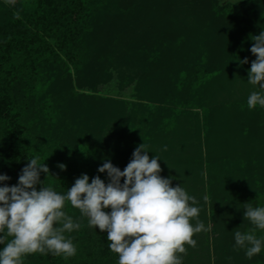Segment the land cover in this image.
<instances>
[{
    "label": "trees",
    "instance_id": "1",
    "mask_svg": "<svg viewBox=\"0 0 264 264\" xmlns=\"http://www.w3.org/2000/svg\"><path fill=\"white\" fill-rule=\"evenodd\" d=\"M176 2V9L184 15L172 18L171 29L158 30L147 45L138 46L137 60L130 51L125 54L129 42L127 47H121L119 34L113 33L106 41L97 36L105 28L99 23L104 0H16L11 4L0 0V173L11 177L0 182V186L16 184L21 169L37 157L39 163L49 167L48 174L41 173L46 186L57 190L64 183L66 171L73 164L63 157L58 162L54 155L58 150L51 141L53 125L49 122L54 114L46 116L44 105L51 102L48 95L71 91L69 85L56 90L55 82H65L71 66L79 71L91 65L90 52L94 43H100L103 45L97 54L106 63H116L118 67L124 63L134 65L137 68L134 75L140 74L143 79L151 76L148 85L156 84L158 103L141 116L143 133L137 137L135 132L133 140L122 142V148L119 146L116 154L112 153L120 160L117 167L123 170L141 143L146 144L150 138L175 136L185 122L198 121L199 109L203 107L202 133L207 155H193L196 171L189 177L199 192L198 197L194 195L199 202L196 206L201 209L199 219L208 214L212 220L228 216L231 224L238 221L236 226L243 228L237 230L226 223L225 237L232 238L240 231L264 238V230L256 228L243 215L246 205L264 207V161H257L250 151L251 141L255 138L260 141V132L264 131L261 107L257 105L250 110L248 98L232 94L233 85L221 90V101L210 99L207 104L202 101L205 88L214 83L218 86L229 69H233L238 54H247L254 43L252 36L264 31V0ZM239 148L243 150L238 155ZM71 151L77 152L75 146ZM61 163L66 169L54 176L60 180L55 185L53 175ZM217 189L225 192V196L230 195L233 204L230 212L214 206L219 202ZM202 192H206L210 201L208 214L203 209ZM235 252L237 261L228 256L222 260L224 264H264V248L251 259L244 249L236 248L231 255ZM33 255L41 264L118 262V254L109 247L93 250L88 258L72 262L63 255Z\"/></svg>",
    "mask_w": 264,
    "mask_h": 264
},
{
    "label": "rangeland",
    "instance_id": "2",
    "mask_svg": "<svg viewBox=\"0 0 264 264\" xmlns=\"http://www.w3.org/2000/svg\"><path fill=\"white\" fill-rule=\"evenodd\" d=\"M1 1L4 4H11L8 0ZM219 1L234 3L238 0ZM176 6V0H104L99 23L105 28L98 32L97 36L106 41L113 37L111 36L113 33L119 34L117 38L120 40L119 43L121 42V47L129 42L125 54L130 51L133 57L137 59L138 46L147 45L149 43L147 41L152 35L158 34V30L171 29L172 18H181L184 15L176 9ZM102 45L94 43V48L90 52L91 65L79 71H75L71 66L67 71L66 81L62 83L55 82L57 84L56 90L69 85L67 88L70 87L71 91L67 89L63 94L48 95V101L51 102L44 105L45 110L43 112L46 116L49 113V117L54 114L51 116L53 117L52 120L49 121L53 125V128L50 129L53 136L51 141L59 152L54 155L58 162L63 157V159H67L68 162L73 164L67 169L64 183L61 185H58L60 180L54 177L60 173L61 169L59 167L55 169L53 177L55 178V185H58L56 191L62 194L67 193L68 188L74 184L81 174H87L90 177L89 182H91L92 177L99 175L107 183L106 172H98V167L105 161H111L115 166L119 165L120 160L118 161L116 155L113 156L112 153L116 154L119 146L122 148V142L129 139L130 141L133 140L135 132L137 137L141 134L140 132L143 130L140 122L141 116L147 112V109L154 108L158 103L156 102V84L149 86L147 82L151 76L149 77L147 74L148 77L143 79L140 74L134 75L136 67L127 65L128 63H124L119 67L116 63H106L97 54ZM94 54L97 55L96 58H94ZM245 57L248 58V63L241 65L239 61ZM254 59L255 56L250 49L247 54L240 52L234 62L236 67L232 65L233 69H229L227 76L218 83V86L215 83L208 85L207 88L211 87V89H208V91L205 88L202 101L206 104L210 99L211 101H221V90L232 85V94L236 96L240 94L243 98H248L253 91H261L258 86L253 87L249 84L247 79L248 69ZM177 104V107L180 106L178 102ZM203 111V107L200 108L198 121L191 119L190 123L185 122L175 136L171 135L170 137L168 135L169 137H166V139L150 138L146 143L150 159L154 155L160 157L158 163L163 169L161 175L166 178H174L173 187L179 184L188 195H195L196 197L199 196V192L195 190V184H192L189 177L193 176L196 171L193 155L196 153H202V156L203 153L207 155L206 140L202 133ZM261 111L264 115V107H261ZM111 112L114 113V116ZM128 131L131 133H127ZM260 135L263 141L262 144L261 140H257L258 138L253 139L250 151L253 152L254 156H257V161H264V131L260 132ZM74 146L77 152L71 151ZM50 147L53 146L50 144ZM242 150L243 148H239L236 153L239 155ZM187 159H189V162ZM205 180L206 177L203 181ZM216 192H218L219 202H215L214 206L220 211L227 210L230 212L229 210L233 206L230 195L225 196V192L223 193L218 189ZM202 196L203 209L208 214L211 208L210 201L206 192H202ZM205 197H207L206 200ZM64 210L75 221L81 223L79 230L64 234L72 239L77 248L76 254L68 258L71 262L84 257L88 258V254L93 250L99 251V249L108 248L109 241L107 240L106 231L101 232L98 227H89L87 218L82 217L80 211L75 209L68 201L65 202ZM106 211H110V209ZM227 214L230 215V213ZM206 216L200 221L209 230L194 234L193 239L197 241V246L192 248L185 244L187 255L184 256L182 253L176 255L178 257L183 256L185 264H224L225 262L222 260H225L228 256L231 257V261H237L236 252L234 256L231 255V252L237 248L235 247L234 236L232 238L225 237L224 234L227 229L225 226L226 223H229L232 228L237 230H242L241 227L243 228V226H236L238 221L231 224L232 219L228 216L222 219L216 217L213 220L209 217V214ZM190 223L195 226V219H190ZM10 240L11 237H9ZM3 247L4 245H0V249ZM85 247L89 249L88 253V249H83ZM35 258L36 256L33 253L25 254L21 257V264H41ZM112 264H116V262Z\"/></svg>",
    "mask_w": 264,
    "mask_h": 264
},
{
    "label": "clouds",
    "instance_id": "3",
    "mask_svg": "<svg viewBox=\"0 0 264 264\" xmlns=\"http://www.w3.org/2000/svg\"><path fill=\"white\" fill-rule=\"evenodd\" d=\"M252 40L250 51L255 59L247 79L261 91L248 96L250 110L264 107V31ZM239 63H248V58ZM148 151L145 143L137 146L123 170L105 161L98 172H106L107 183L99 175L89 182L90 177L81 174L66 194L46 186L41 173L48 174L49 167L39 163L38 157L30 159L16 184L0 186V245H4L0 264H21V257L29 253L63 255L64 259L74 256L77 248L64 234L79 230L81 223L64 210L66 201L87 218L89 227L107 232L108 247L118 254V264H182L183 256L176 254L186 256L185 244L195 248L194 234L209 229L199 219L196 197L179 184L173 187L172 177L161 175L160 157L150 159ZM58 166L66 169L63 163ZM10 179L0 173V182ZM243 215L264 230V207L246 205ZM192 218L195 226L190 223ZM234 239L235 247L244 249L249 259L264 248V238L254 232L236 231Z\"/></svg>",
    "mask_w": 264,
    "mask_h": 264
}]
</instances>
